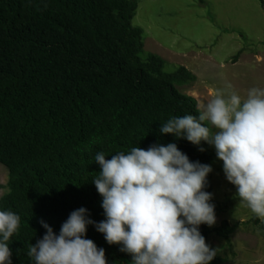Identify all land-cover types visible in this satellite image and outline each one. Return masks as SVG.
Instances as JSON below:
<instances>
[{"label":"trees","instance_id":"1","mask_svg":"<svg viewBox=\"0 0 264 264\" xmlns=\"http://www.w3.org/2000/svg\"><path fill=\"white\" fill-rule=\"evenodd\" d=\"M137 7V0H0V164L8 170L0 210L21 218L9 243L12 264H30L28 245L46 231L41 220L58 233L81 206L92 220L104 219L91 180L98 151L110 159L133 146L175 142L192 161L221 162L206 143L199 151L159 132L170 116L198 114L196 99L178 88L196 77L184 66L167 71L155 53L142 55L143 30L132 24ZM199 230L207 243L210 228ZM234 230L223 220L213 231L227 238ZM86 238L105 249L107 264H131L91 224ZM224 262L216 254L209 264Z\"/></svg>","mask_w":264,"mask_h":264},{"label":"clouds","instance_id":"2","mask_svg":"<svg viewBox=\"0 0 264 264\" xmlns=\"http://www.w3.org/2000/svg\"><path fill=\"white\" fill-rule=\"evenodd\" d=\"M231 88L225 83L210 100H197V115L170 116L159 132L183 138L199 151L205 150L202 142L212 146L234 196L264 222V88H249L244 98ZM114 153L106 159L98 151L91 160L99 165L91 180L104 219L92 220L81 206L58 233L41 220L46 231L28 245L30 264H107L105 249L86 238L90 224L109 245L130 254L131 264H209L216 249L199 226L216 221L213 194L205 190L212 165L190 160L175 142ZM20 220L18 213L0 210V264H12L9 243Z\"/></svg>","mask_w":264,"mask_h":264},{"label":"rangeland","instance_id":"3","mask_svg":"<svg viewBox=\"0 0 264 264\" xmlns=\"http://www.w3.org/2000/svg\"><path fill=\"white\" fill-rule=\"evenodd\" d=\"M132 19L143 30L144 56L155 53L165 69L179 66L195 81L179 90L199 101L213 98L225 83L242 98L264 88V0H137ZM215 213L207 244L225 258L222 264H264V222L234 196L221 162H212ZM8 170L0 164V193L7 191ZM227 220L235 230L227 238L213 230Z\"/></svg>","mask_w":264,"mask_h":264}]
</instances>
